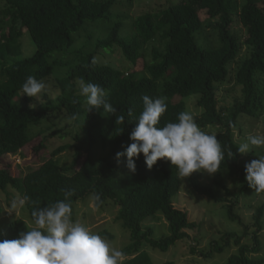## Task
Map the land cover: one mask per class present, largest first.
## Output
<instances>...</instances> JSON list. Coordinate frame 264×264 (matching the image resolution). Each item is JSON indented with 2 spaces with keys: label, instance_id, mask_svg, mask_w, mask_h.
Masks as SVG:
<instances>
[{
  "label": "trees",
  "instance_id": "obj_1",
  "mask_svg": "<svg viewBox=\"0 0 264 264\" xmlns=\"http://www.w3.org/2000/svg\"><path fill=\"white\" fill-rule=\"evenodd\" d=\"M118 1L0 0V191L8 194L9 188L20 198L29 196L30 202L24 208L30 219L34 208L64 199L61 189L74 190L69 198L73 219L74 206L95 191L101 200L98 210L110 201L117 207L115 220L129 233V243L122 248L126 253L123 264H153L143 245L166 252L187 237L185 230L195 227L188 222L187 214L172 204L180 189V178L166 160L158 161L149 170L141 154L135 158L133 174L126 167V156H120L119 164L114 157L132 143L129 137L142 112L143 95L166 98L167 110L158 126L175 122L178 114L186 111L182 99L195 96L196 106L202 109L193 115L195 122L203 131L214 129L225 148V160L218 174L234 178L239 187L236 193H230L220 182L213 181L215 187L225 191V196H221L215 188L199 182L195 173L186 177L187 183L197 194L223 205L227 218L239 224L243 232L241 236L233 231L223 233L221 243L213 241L203 256L220 254L232 243L236 251L224 264H264L259 257L264 202L254 206L250 225L242 223L234 211L238 198L250 191L242 154L236 152L239 143L234 130L241 131V120L264 113V0H177L132 18L118 14L108 34L94 41L92 53L68 55L75 42L73 34L89 23L107 19ZM201 14L206 18L202 20ZM124 22L128 26H122ZM234 24L244 30V41L233 29ZM23 32L35 47L28 58H21L19 38ZM154 41L159 47L151 48L150 60L143 63L140 72L118 70L96 60L101 50L119 51L126 62L135 65L144 57V48ZM243 49L245 54L241 56ZM55 71L52 79L59 91L55 99L45 96L44 103L36 104L33 98L22 95L21 86L27 76L44 82ZM80 78L106 89V99L116 113H106L102 107L88 112L89 106L83 107L76 86ZM231 79L240 95L230 106L219 108L217 93ZM30 104L35 107L30 108ZM128 109H132L131 116ZM72 114L76 115L75 120L69 119ZM121 114L124 122L115 123ZM60 116L83 128L82 135L75 134L80 145L74 146L68 167L59 166L55 158L71 146L52 151L48 146V140L55 136L64 137L61 129H52L53 123L47 128L48 134L28 131L31 125ZM97 142L108 149L109 157L91 158ZM229 148L234 153L232 159L227 157ZM37 153L40 164L21 176L17 157L30 160ZM44 153L47 158H41ZM157 213L167 222L169 234L154 240L152 228L143 226V222ZM27 229L22 220H13L0 231V241L16 239ZM97 234L113 239L105 230ZM246 237L249 243L242 242Z\"/></svg>",
  "mask_w": 264,
  "mask_h": 264
},
{
  "label": "rangeland",
  "instance_id": "obj_2",
  "mask_svg": "<svg viewBox=\"0 0 264 264\" xmlns=\"http://www.w3.org/2000/svg\"><path fill=\"white\" fill-rule=\"evenodd\" d=\"M173 1L175 2L177 0H120V2L118 1L112 6V13L107 19L89 23L84 26L82 30L73 34L75 42L67 54L92 53L95 49L94 41L108 34L109 28L116 22L118 14H128L130 18H132L138 14L162 8ZM200 18L203 20L206 17L204 14H201ZM125 23L126 22L122 23V26H128L127 23L126 25ZM124 28L121 29V32L124 31ZM233 29L239 31L242 41L246 39V34L239 24H234ZM88 36H91L92 40L88 41ZM19 43L21 46V58H28L34 53L35 47L26 32H23L19 38ZM152 47H159L158 42L154 41L147 45L144 48V57L139 59L135 65H130V63L126 62L119 51L110 53L108 50H101V52L97 54L96 60L98 63L110 65L118 70L127 69L140 72L143 68V63L150 60V51ZM244 54L245 50L243 49L241 56ZM56 74L57 71H55L48 80L44 81L47 87L40 96L33 98L34 103H44L46 101L45 96L49 99H55L58 96L59 91L52 79ZM76 86L78 93H80L78 81H76ZM217 94L218 107H228L235 98L239 97V87L235 86L234 80L231 79L230 82L219 89ZM18 96H21V94L19 93ZM81 98L83 107H86L87 104L84 102L85 97L81 96ZM182 100L185 103L187 112H190L192 115L201 113L202 109L196 106L195 96L186 97ZM53 123L55 127H51ZM239 124L241 131L235 129L234 136L236 141L240 144L245 142L249 134H264V113L253 119L241 120ZM48 127L52 129H61L63 131L64 137L60 138L59 135L55 136L48 140V146L49 151L63 145L71 146L55 158L59 166H70L74 154V146L80 145V142L76 141L74 137L76 133L82 135V126L70 123V121L64 119L62 116L57 119L49 117L48 119L42 120L38 125H31L28 131L30 133L45 131V133L48 134L50 132L47 131ZM206 132L213 133L214 129L210 128ZM33 155L34 156L30 158V160H24L20 156L17 157V171L21 176L40 164L41 160L38 158L40 157L38 156L39 154ZM260 155H264V147H251L248 153L242 154V164L245 165L251 160L258 158ZM47 157V153L41 156V158ZM100 157H109V152L108 149L103 148L101 144L97 142L92 149L91 158L96 160ZM83 159L84 156L81 160ZM195 174L199 176V182L215 188L217 193L221 196H225V191L215 187L213 181L220 182L230 193H236L238 191L239 186L236 184L237 181L234 178L227 177L226 174L219 175L218 172L213 175H208L206 173ZM179 178L181 181L180 189L172 198V204L174 208L185 212L188 222L194 223L195 227L191 230H185L187 237L181 241H177L173 246L169 247L166 252L154 250L147 245H143V250L150 256L153 264H224L227 257L236 251L232 243L220 254L213 253L212 256L208 258H205L203 255L209 251L213 241L221 243L220 236L223 233L233 231L241 236L243 233L242 227L227 218L226 209L223 205L197 194L191 189L186 178ZM7 193L8 194L0 191V231L4 230L11 221L17 219L22 220L28 228L31 227V219L26 209L18 203L20 199L18 193L9 188L7 189ZM238 199L239 202L234 210L235 214L239 216L242 223L250 225L254 206L264 202V192H257L255 189H250L246 195ZM116 210L117 207L111 205L110 201H107L102 210L93 211L90 207L89 199H86L85 201L78 202L74 206L73 221L79 220L94 233L105 230L113 236V239L109 240L112 242L113 246L122 250V248L129 243V233L122 228L120 222L115 220ZM143 226L152 228V239L154 240H159L161 237L169 234L168 224L159 213L144 221ZM251 230L252 228L249 229V231ZM260 240L262 250L259 257L264 259V228L260 234ZM242 242L249 243V240L246 237L243 238ZM191 249L194 250V253L191 252Z\"/></svg>",
  "mask_w": 264,
  "mask_h": 264
},
{
  "label": "clouds",
  "instance_id": "obj_3",
  "mask_svg": "<svg viewBox=\"0 0 264 264\" xmlns=\"http://www.w3.org/2000/svg\"><path fill=\"white\" fill-rule=\"evenodd\" d=\"M93 58L91 64H95ZM80 95L85 97L88 112L103 108L106 113L115 114L106 99L108 92L96 83L79 79ZM47 85L29 75L21 86L23 96L36 98ZM143 109L130 133L132 143L124 153H116L114 159L119 164L121 155L126 156V167L130 173L136 172L135 158L143 155L144 163L150 170L158 161L170 162L179 177L186 178L193 173L213 175L219 171L225 160V148L215 133L203 131L190 112H180L175 122H165L158 126L161 116L167 110L166 98L142 96ZM34 108L35 105H29ZM132 115V109H128ZM70 120H75L72 114ZM124 115H117L115 123H123ZM232 127L231 123L229 125ZM251 147H264V134H249L245 142L238 145L236 152L246 154ZM234 156L227 149L228 159ZM245 181L250 189L264 192V155L244 165ZM64 199L31 212V227L19 233L16 239L0 241V264H123L126 253L113 246L112 242L92 232L79 220L72 219L73 189H61ZM89 204L97 211L101 204L100 195L90 193ZM30 202L24 195L20 206ZM35 203V202H33ZM15 206V205H14Z\"/></svg>",
  "mask_w": 264,
  "mask_h": 264
}]
</instances>
